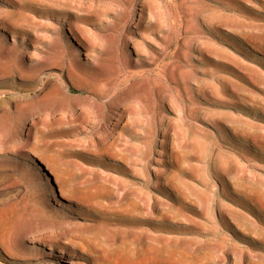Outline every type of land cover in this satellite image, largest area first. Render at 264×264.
<instances>
[{
  "label": "rangeland",
  "instance_id": "374dc122",
  "mask_svg": "<svg viewBox=\"0 0 264 264\" xmlns=\"http://www.w3.org/2000/svg\"><path fill=\"white\" fill-rule=\"evenodd\" d=\"M127 64L155 75L115 129L77 117L83 76ZM142 110L169 126L151 167ZM65 229L105 264H264V0H0V264L91 261Z\"/></svg>",
  "mask_w": 264,
  "mask_h": 264
},
{
  "label": "bare ground",
  "instance_id": "6f19581e",
  "mask_svg": "<svg viewBox=\"0 0 264 264\" xmlns=\"http://www.w3.org/2000/svg\"><path fill=\"white\" fill-rule=\"evenodd\" d=\"M143 10L144 8L142 9L141 7V10L138 13V16H141V13L143 12ZM161 26L163 27L162 21H160L159 23V27ZM153 42L157 44L156 41H153ZM125 44H127V41H125ZM137 44H135L134 46L135 50H141V52L148 57V59H145L144 62H146L147 65H151L154 62L155 57L151 54L150 50L154 51V49H152L154 47H152L151 45H146L143 42H138ZM163 49H164V46H162L160 50L163 51ZM129 58H130V60L128 59L129 64H136L137 66H139L138 61H136L135 63V60H137V58H134V59L132 57H129ZM110 60L114 61L113 56L110 57ZM5 63L6 61H2L1 64L3 65V67L7 68L9 64H5ZM17 71L19 73H22V70L18 68H17ZM144 72L146 74L144 77L146 78H149L150 76L154 74L152 69L144 68V67L142 69H128V64H127L124 66V68H117L113 70L112 73L110 74H107L104 72H98L92 78H89L88 76L84 75L83 77L84 78L87 77V79L90 81L91 84L87 87L82 88L85 92H87V94L85 96H82V99L85 102L84 108L82 109V111H78L79 113L77 112V117H80L82 121H86L90 117H95V119H97L99 123H102V122L111 123V121L109 120V117L112 118V116H110L111 113H114V114L116 113V115L117 116L120 115L119 118H121L123 111L121 109L119 110V107L124 105L125 102H128L134 98L131 90L127 88L121 89L122 83H124L126 80H129V77H134V76H139V75L141 76ZM110 93L113 95L117 93L114 96L116 97L117 102L110 101L109 99ZM156 94H159L158 96H160L161 92L157 91ZM142 96L145 100H147L144 95ZM116 109L119 110V112L114 111ZM53 114L55 115L56 112L53 111ZM134 119L137 123L136 132L143 133V137H145L144 138L145 143L150 146L148 148L147 153L143 155L144 156L143 159L141 156L140 157L142 160L146 161V164L149 167H151L149 165L151 161L158 162L161 159L160 156L155 157L154 154L161 155L165 152L164 142L166 141L168 137L169 126L166 125L161 118L159 117L154 118L150 116V113L148 112V110H142L138 112L135 115ZM39 122H41V120H39ZM117 123H118L117 119L116 121L111 123L113 124L112 129H115ZM108 125L106 127H108ZM26 142H27L26 139L23 140L21 143V146L26 145ZM154 144L156 145V147L152 148L151 145H154ZM157 147H161V148H157ZM138 151H139L138 148L137 150L132 151L134 155V157L132 158V163H137L140 160L139 158H137V154H136V152ZM141 154H142V151H141ZM36 156L42 163L47 164V160L45 161V159L40 157V155H36ZM131 168H134V166H131ZM53 180L55 183H58V178L56 176H53ZM58 190L60 189L58 188ZM121 197H123L122 192H121V196L117 198L118 201H122V199H120ZM128 202L130 203V201ZM145 204L149 208L152 207V202L149 199V197H147ZM61 238L65 239L64 241H62L65 244H68L72 248L80 249L82 252H85L86 254L92 257L91 261H88V260L87 262L82 261L80 260L81 257L77 256L73 252H70L68 250L66 251L65 247L59 245L56 249V253L60 254V256L59 255L58 256L59 257L68 256L67 259L63 260L64 264H105L104 260L102 259V255H103L102 251L93 249L91 240L88 236L74 234L72 230L65 229L61 233L60 240Z\"/></svg>",
  "mask_w": 264,
  "mask_h": 264
}]
</instances>
